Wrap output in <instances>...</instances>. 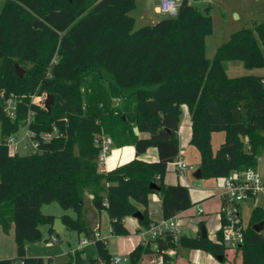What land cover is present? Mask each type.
Wrapping results in <instances>:
<instances>
[{
    "label": "trees",
    "instance_id": "1",
    "mask_svg": "<svg viewBox=\"0 0 264 264\" xmlns=\"http://www.w3.org/2000/svg\"><path fill=\"white\" fill-rule=\"evenodd\" d=\"M135 6L136 0H5L0 13V226L8 235L14 225L16 255L0 258V264H52L27 254L30 242L42 240V225L48 226L50 238L59 239L53 229L56 216L42 211L45 203L72 209L76 217L61 216L66 229L89 238L94 231L82 220L87 195L106 203L117 236L129 234L123 220L139 210L138 204L144 207L141 225L150 227L152 193L161 197L163 219L196 205L186 185L165 182L169 164L180 154L183 104L191 114L190 143L199 152L203 178L258 167L264 153V76L231 77L224 63L238 59L247 67L264 66V21L232 33L209 59L205 38L213 27L208 11L183 0L176 16L135 28ZM16 63L25 70L21 77ZM87 81H92L89 92L107 93L118 102L109 108L98 102L85 106ZM39 88L55 97L50 112L30 101ZM12 94L23 97L17 119L4 112V101ZM150 100L157 112L149 109ZM31 110L32 130L56 127L57 135L37 152L11 154L6 140ZM216 131L225 132V141L214 150ZM97 134L110 136L117 148L134 146L135 157L101 171ZM151 147L157 148L158 160L140 158ZM153 182L158 189L151 187ZM262 221L264 205H256L244 244L234 248L241 264H264V225L259 232L253 229ZM217 238L199 232L175 240L167 232L153 241L164 264L171 259L168 252L179 247L222 255L226 262L231 249L220 241L221 228ZM93 249H76L68 263L57 264H113L106 240L96 238ZM150 252L148 244L137 245L129 264H140Z\"/></svg>",
    "mask_w": 264,
    "mask_h": 264
},
{
    "label": "rangeland",
    "instance_id": "2",
    "mask_svg": "<svg viewBox=\"0 0 264 264\" xmlns=\"http://www.w3.org/2000/svg\"><path fill=\"white\" fill-rule=\"evenodd\" d=\"M191 1L195 3L194 0ZM4 4H5V0H0V13L4 7ZM197 5L201 7L202 11H208L212 18V27H213L212 32L208 34L205 38V53L209 59L214 58L218 48L231 37L232 33L244 27L253 28L257 23L264 21V0H206L205 3H201V4L197 3ZM155 9H156V3L153 0H136V6L131 11L132 15L136 18L135 28H139L145 24H152V21H148L146 17L144 18L140 16V14L144 10L151 12L152 16L157 18L167 17L161 13L155 12ZM224 67L226 73L231 77L242 76V75L264 76V66L247 67L244 65L242 60H238V59L226 60L224 63ZM91 82L92 81H89L88 83L87 81L84 85L85 96L83 98L84 99L83 102L85 106L86 105L92 106V104L98 102L100 104L103 103L104 108L107 107L109 108L118 102L117 98H112L107 93L98 94L96 93V91H93L92 93L89 92L88 89L91 87ZM24 131H25V127L21 126L19 133H23ZM218 132L220 131H217V133ZM1 140H2V125L0 122V141ZM224 141L225 138L221 139L219 137V134H214V137L212 134L211 143L213 147L218 146L219 148L222 145V143H224ZM116 149L117 147L113 145L109 155L113 152V150ZM182 153L184 155V159L186 158L187 154H189V156L193 158V153H191L190 151L188 152L182 150ZM194 166L192 168H188L185 171L191 174L190 176L191 178L189 179V181L193 182V181L206 180L204 178L197 179L193 176V173L195 172ZM169 168L172 169L173 166L170 165ZM259 168L264 173V153L259 158ZM180 178L182 179L181 176ZM257 202L258 204L264 203V193L259 195ZM255 204L256 203H254L251 200H247L242 204L243 206L242 218L245 226H247L250 221L251 211ZM192 209H194V213L193 215L185 218L186 219L185 221L189 223H187L186 227L183 229L186 232H188V234L193 233L190 222L192 223H196L197 221L200 222L202 218V216L196 213L197 210L195 206ZM42 211L45 214H53V215L69 213L73 217H76V213L72 209L64 210L58 202L43 204ZM153 212L154 213L156 212L159 215L160 208L153 206ZM91 213H93V211L84 210L83 207L82 220L85 223H87V226L89 228H92V226L96 224L91 219L92 216ZM84 217L88 221H86ZM101 221H102V228L100 233L101 238L104 240L108 239V242L110 241L109 244H114L115 246V249H113V251L110 252L112 257L119 255L123 258L127 257L130 260V252L122 250V247L125 248L128 245L127 235L114 236L111 232V229L108 231V227L110 226V218L107 210H101ZM204 225L208 231V234L211 235V224L209 223V221H205ZM41 228L43 231V238L41 241L30 242L28 244V255L42 256L46 260L50 259L52 264L68 263L71 258L70 254H72L73 250H76L79 247H81L80 240L83 236H85L83 233L80 234L77 230L67 229L65 232L59 233V239L55 241L49 237L50 234L46 230L48 226L42 225ZM116 236L121 238H115ZM47 237H49V239L45 241L44 238ZM14 254H16V245L14 241V236H9L7 234L0 233V257L4 255L12 256ZM170 260H172V258ZM214 260L217 262L216 264H229V263L241 264L240 255L239 253L236 252V249L228 250L226 262L219 261L217 258H214ZM18 263L19 261L15 262V264Z\"/></svg>",
    "mask_w": 264,
    "mask_h": 264
},
{
    "label": "crops",
    "instance_id": "3",
    "mask_svg": "<svg viewBox=\"0 0 264 264\" xmlns=\"http://www.w3.org/2000/svg\"><path fill=\"white\" fill-rule=\"evenodd\" d=\"M190 3H193L191 0H189ZM196 6L201 8L198 4L205 3L206 0H194ZM155 12L159 13L157 9H155ZM141 17H146L148 21H152V23H155L156 21L160 20L161 18H157L152 16L151 12L144 10L141 14ZM181 116H180V124H179V146H180V152L181 155L184 159V155L182 153V150L185 151H190L193 153V158L189 156V154L186 155V158L184 159L185 161L190 163V165L193 167L194 165V170L196 171L197 168L200 167V155L198 150L190 143L191 139V134H192V122H191V114L189 111V108L186 104L181 105ZM223 131H220L214 134H219V137L221 139L225 138V133L223 135ZM140 137H148V133H139ZM214 150L218 149V146L213 147ZM135 157V147L132 145L129 146H124L117 148L116 150H113V152L108 156L107 163L106 165L103 166L104 170H109L117 165H120L124 162H127ZM158 151L156 147H151L147 152L144 154L140 155V158L147 160V161H156L158 160ZM170 165L173 166L172 169H170ZM258 170L259 172L263 175L264 173L260 170L259 165H258ZM182 177V179L180 178ZM191 174L184 172L181 173L179 172L173 163H170L167 169V173L165 175V182L166 184H177L181 183L186 185L189 188L190 196L191 199L194 203H197L194 205L197 208H202L203 212L201 214H198L202 216L200 222L196 223H191V227L193 230V233L188 234L185 230H183L186 227V224L189 222H186L185 218L188 216L193 215L194 209L191 207L188 210H185L181 213L178 214V223H179V228H180V234H185L188 236H195L200 232L201 228V223L205 221H209L211 224V235L208 234V237L213 240L217 241V232L221 228V218H220V209L222 205V198L221 194L223 191V185L225 182L224 177L220 178H204L206 180L204 181H189ZM194 176V173H193ZM203 179V178H202ZM262 194V193H261ZM260 195V194H259ZM259 195L256 198L249 199L256 203V205H261L263 204H258L257 199ZM103 204L106 205L105 202ZM153 206L159 207L160 208V214L158 215L153 212ZM253 206V207H254ZM138 209L140 211L144 210V207L140 204L137 205ZM84 210H91L93 211L91 219L93 222L96 224L92 226V229L94 232L98 230L101 233V228H102V221H101V210H106L105 208H98L95 206V201H93L91 195H87L85 199V204H84ZM148 212L149 216L152 220L153 223L161 221L163 219L162 216V211H161V197L157 193H152L149 196V207H148ZM242 213H243V206H242ZM71 215V214H70ZM56 217L62 216V214L55 215ZM85 218V217H84ZM243 219V218H242ZM86 221H88L85 218ZM124 224L129 230V234L127 235V241L128 245L124 248L122 247V250H125L127 252H131L137 245L139 244H145L149 245L152 249V252L146 253L143 255L141 264H160V259L162 258V255H160L158 252H156V243H154V239L150 237L149 234L145 232V228L141 225L140 220L135 218L134 216H126L124 218ZM106 223V222H105ZM200 224V227H199ZM47 226V225H46ZM111 229V227H108V231ZM48 232V228L46 229ZM67 229L65 228L64 232ZM0 233H4L2 230V227L0 226ZM113 234V233H112ZM9 236H14V225L12 226L10 233L8 234ZM114 235V234H113ZM210 235V236H209ZM115 236V235H114ZM84 237V236H83ZM82 237V238H83ZM115 238H121V237H115ZM110 242V241H109ZM108 239L106 240L108 250L111 252L113 249H115L114 244H109ZM83 249H86L88 253L94 252L93 249V244L88 245L86 247H82ZM79 247L78 249H82ZM204 253V254H203ZM27 254H28V249H27ZM168 254L172 258L168 262V264H216L217 262L214 260L216 258L212 254L200 250V249H186V248H181L179 247L176 250L169 251ZM16 254L12 256H1L0 258H5V257H14Z\"/></svg>",
    "mask_w": 264,
    "mask_h": 264
},
{
    "label": "built area",
    "instance_id": "4",
    "mask_svg": "<svg viewBox=\"0 0 264 264\" xmlns=\"http://www.w3.org/2000/svg\"><path fill=\"white\" fill-rule=\"evenodd\" d=\"M156 3V9L159 13L165 16H176L183 0H153ZM56 61L53 58L51 64ZM48 94L39 89L30 95V101L38 106H43ZM23 97L18 95H9L4 101V112L10 119H17L19 115L20 104ZM35 111H30L26 119L23 120L25 131L23 133H13L7 140L8 150L11 154H24L29 152H37L40 150L42 143H47L57 135V128L54 127L51 131H44L37 133L30 128L32 116ZM20 130V129H19ZM179 135V134H178ZM95 143L100 147L98 156L99 169L104 171L103 166L106 165L109 153L113 146V140L110 136L105 134H97L95 136ZM175 168L183 173L188 168H192L182 157L181 152L178 157L172 162ZM225 182L221 194L222 205L220 209L222 238L220 241L227 249H234L240 247L245 241L246 226L242 219V204L249 200L256 198L259 194L264 193V177L259 172L258 168H248L241 171H233L228 176L224 177ZM198 214L203 212L202 208H197ZM145 232L150 235L152 239L163 236L167 232L173 233L176 240L180 235V228L178 223V214L161 221L152 223ZM96 238H101L98 230L94 232L92 237H83L80 240V245L86 247L95 243ZM53 240L56 238L53 236ZM173 251V250H171ZM75 250L72 251V254ZM163 257L160 259V264H163ZM113 264H129L127 257L119 255L113 257ZM102 264V263H101Z\"/></svg>",
    "mask_w": 264,
    "mask_h": 264
},
{
    "label": "water",
    "instance_id": "5",
    "mask_svg": "<svg viewBox=\"0 0 264 264\" xmlns=\"http://www.w3.org/2000/svg\"><path fill=\"white\" fill-rule=\"evenodd\" d=\"M16 67V72L18 73V75L21 77L23 76V74L25 73V70L23 68L20 67V65L18 63H16L15 65ZM55 102V97L52 93H49L46 100H45V104H44V107L47 111H51L52 109V106ZM149 109L152 111V112H157L158 111V105L156 104V102L154 100H150L149 101V105H148ZM194 177L197 178V179H201L203 178V171H202V168L199 167L196 169V171L194 172ZM152 188L154 189H158V185L153 182L152 185H151ZM95 206L98 207V208H106V205L103 204V201L101 200H97L95 201ZM133 216L139 220H142L143 219V213L142 211L138 210L136 211ZM264 225V221L260 222V223H257L255 225H253V229L257 232H259L262 227ZM66 228V225L63 223L62 219L60 217H56L55 220H54V224H53V229L57 232V233H63L64 230ZM200 233L203 237H208L207 235V229L205 227V225H201V228H200ZM216 258L219 260V261H223V256L222 255H218L216 256Z\"/></svg>",
    "mask_w": 264,
    "mask_h": 264
}]
</instances>
